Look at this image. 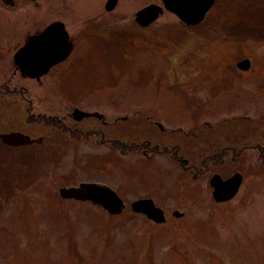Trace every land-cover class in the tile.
Returning <instances> with one entry per match:
<instances>
[{"label": "rangeland", "instance_id": "1", "mask_svg": "<svg viewBox=\"0 0 264 264\" xmlns=\"http://www.w3.org/2000/svg\"><path fill=\"white\" fill-rule=\"evenodd\" d=\"M38 1L40 10L0 2V36L18 17L50 20L48 0ZM151 2L161 4L118 0L103 14L104 0H85L94 36L84 32L70 63L29 82L24 96L0 85V131L44 139L41 147L0 143V264H264V0H215L192 25L165 10L145 27L128 23ZM77 21L68 20L70 32ZM17 34L0 39V83L12 86L21 77L12 62ZM242 58L247 71L236 67ZM76 101L120 120L72 122ZM59 120L68 130L53 126ZM99 126L89 139L69 131ZM118 134L120 149L108 148ZM235 172L238 193L214 202L211 175ZM97 179L119 193L120 213L59 194ZM144 198L184 214L154 225L130 208Z\"/></svg>", "mask_w": 264, "mask_h": 264}, {"label": "water", "instance_id": "2", "mask_svg": "<svg viewBox=\"0 0 264 264\" xmlns=\"http://www.w3.org/2000/svg\"><path fill=\"white\" fill-rule=\"evenodd\" d=\"M213 2L214 0H162V5L151 3L136 11L135 21L138 25L145 27L154 22L165 9L176 15L185 25H192L204 18ZM116 3L117 0H108L105 9H113ZM54 39H56L55 44ZM42 44H45L46 47H40ZM64 44L69 49L65 31L60 30L58 25L52 24L42 34L32 36L29 42L15 53L14 59L20 66L21 72L36 78L41 76L50 65L64 59L69 54L68 51L61 52ZM250 64L248 58H242L236 63V67L247 71ZM75 113H79L77 119L86 115L79 110H75ZM0 139L10 146L27 145L33 141L28 135L20 132L0 134ZM40 140L41 138L37 139V141ZM242 181L243 177L239 172H235L227 178H222L218 173H213L209 179V185L212 188V200L217 203L231 200L239 191ZM59 194L63 198L90 202L109 214H118L124 208L122 198L112 187L104 183L80 182L75 186H63L59 189ZM131 209L135 212L144 213L147 218L157 223L165 221L162 209L155 206L150 198L133 201ZM173 214L177 217L182 215L178 211H174Z\"/></svg>", "mask_w": 264, "mask_h": 264}, {"label": "flooded vegetation", "instance_id": "3", "mask_svg": "<svg viewBox=\"0 0 264 264\" xmlns=\"http://www.w3.org/2000/svg\"><path fill=\"white\" fill-rule=\"evenodd\" d=\"M106 1L107 0H104V4H103V7H104L103 14L114 11V8L116 7V5L118 3V0H117V3L115 5V7L112 10L108 11V10H105ZM0 2L8 5L7 7H9V8H13L17 4H22L23 5V9L25 7L28 8V5L33 6L36 10H40V7H42V3H40L38 0H0ZM47 4H48V10L50 11V14L53 16L50 20L44 21L45 19L42 17V23H41L40 22V17L38 16V14H36V15L33 16V18L29 19L27 23H25L22 18L18 17L17 19L15 18L16 21H15L14 26L11 27V30L7 31L5 34L0 36V39L8 41V39L12 38L13 34L18 33L17 34V37H18L17 40L18 41H17L16 44L13 45V47L15 48V50H14L15 52H14L13 57H12L13 66L17 70H19L20 66L16 63V61L14 59L15 53L19 49L24 47L29 42V40H30V38L32 36H34V35L37 36V35L42 34L44 32V30L48 26H50L52 24L58 25L60 30L63 29L65 31L69 49L66 48V44H64L63 48L62 49L60 48V49H61V52L68 51L69 54L64 59H62V60L50 65L48 67V70L53 69V68H58V67H65V66H67V64L70 63L69 62V58H70L71 54L76 50V48H78L76 46L80 47L79 40H80V38L82 40V36H83L84 32H85V34H84L85 40H87V38H89V36H91V37L94 36V35H87L88 27H89V23H88V16L89 15H88L87 5L85 4V0H48ZM55 15H56V17H55ZM134 16H135V13H134ZM134 16H133V18H134ZM37 20H38V22H36ZM68 20H73L74 22L79 20V21H77V22H80L79 27H77L74 31L70 32L69 28H68V25H67ZM105 20H102V24L105 23L104 22ZM106 22H107V25H112V24L114 25V24L119 23L120 21L115 22L113 20L107 19ZM130 22H134V24L136 25L135 20H130L128 23H130ZM120 24H124V23L120 22ZM30 25L32 26L31 29H34V31L27 38H24V35H21L20 33L23 31V29L25 27H30ZM103 36H105V34H103ZM55 41H56V39H54V44H55ZM45 44L40 45V47L45 48L46 47ZM60 44H61V42H60ZM86 45H87V41L85 43H83L82 47L83 46L85 47ZM58 65H60V66H58ZM47 71H46L45 74H43L42 76H40L38 78H30L29 76H26V75L21 73V77L15 78V81L13 82V86H12V84H10L9 82H6V81L1 82L0 85L5 88L3 90L6 91V93H5L6 95H9L8 93H15V94H19L21 96H24L25 93H29L30 92L29 82H31L32 80H39L41 77H43V76H45L47 74ZM81 102L82 101L74 102V104H73L74 107L69 112V118H70V120L72 122L73 121L80 122V121H82L84 119L93 118L96 121H98L99 123H102V125L109 126V125H114L115 122L118 123V121L120 120L119 116L113 117L112 120H107L105 118V115L102 114L101 112L97 111L96 109L91 110L88 107L87 109H89V110H85L84 108L78 107V106H80L79 104ZM28 104H29L28 106L30 107V109L34 108L36 106V103H35V101L33 99H30L28 101ZM75 109H79L81 111L87 112L88 115H85V116L82 115V118L77 119V116L79 115V113H75L74 114V110ZM27 117H28V119L30 118L29 114H28ZM47 117L51 118V116H47ZM36 118H37V115L35 116V119ZM124 118L125 117H123L122 120H124ZM29 122L33 123L34 121H29ZM53 126L57 127V128L59 127V128H62V129H66V130H68V128H69V127H67L65 120H59V121H57V124H54ZM104 126H102V127L99 126V127L93 128L92 132H91L90 128L82 129V130L70 129L69 131H71V134H73L75 136L85 135V139L86 138L89 139L92 135H97V133L103 132L104 131ZM7 132L25 133V132H23L21 130L0 131V133H7ZM25 135H28L29 137L34 138L33 136H31L28 133H25ZM115 137L117 139L114 138V141L110 142L111 146H108V148L118 149L119 150L120 149V138H118L119 134L116 135ZM38 138H41V137H38ZM100 139H102V138L100 137ZM0 143H2L7 148H17V147L25 148V147H28L29 145H35V144L40 146L42 143H44V139L41 138V141H35V142H32V143L27 144V145H19V146H9V145L5 144L4 142H1V141H0ZM86 144L89 145L90 142L87 141ZM94 144H96V143H94ZM99 145L103 146L104 142H100ZM40 154H41L40 148L39 149L38 148H36V149L33 148V152H32L31 155L33 157L36 155V158L34 157V162H38L39 164H40V161H38L37 159H40ZM87 161L88 160H86V162ZM46 175L47 176H53L52 173H46ZM54 176H56V175L54 174ZM96 176H99V175H96ZM87 181L104 183V182L100 181L99 179H97V180H87ZM93 206L97 207L96 205H93ZM97 208H99V207H97ZM160 208H162V207H160ZM162 209H163V213H164V216H165V219H166L165 222H166L168 220L169 216H171L170 214L175 210V208H171V209L170 208H168V209L162 208ZM183 214L184 213L182 212L181 216H183ZM147 221L150 222V223H153L154 225L163 224V223H155V222H153L152 220H150L148 218H147Z\"/></svg>", "mask_w": 264, "mask_h": 264}, {"label": "trees", "instance_id": "4", "mask_svg": "<svg viewBox=\"0 0 264 264\" xmlns=\"http://www.w3.org/2000/svg\"><path fill=\"white\" fill-rule=\"evenodd\" d=\"M260 155H261V157H263V158H264V153H261Z\"/></svg>", "mask_w": 264, "mask_h": 264}]
</instances>
